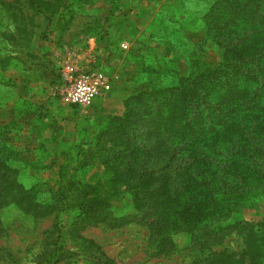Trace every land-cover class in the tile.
<instances>
[{"label":"rangeland","instance_id":"rangeland-1","mask_svg":"<svg viewBox=\"0 0 264 264\" xmlns=\"http://www.w3.org/2000/svg\"><path fill=\"white\" fill-rule=\"evenodd\" d=\"M215 1L0 0V264H205L174 232L176 171L192 165L175 125L194 74L224 62L208 39L220 25L205 21ZM228 8L264 31L254 10ZM68 65L107 77L86 109L59 93ZM203 75L211 88L222 79ZM250 192L224 223L264 216V190ZM84 195L109 209L81 221ZM244 230L230 226L213 249L242 251Z\"/></svg>","mask_w":264,"mask_h":264},{"label":"trees","instance_id":"trees-1","mask_svg":"<svg viewBox=\"0 0 264 264\" xmlns=\"http://www.w3.org/2000/svg\"><path fill=\"white\" fill-rule=\"evenodd\" d=\"M249 1L254 6L245 9L242 3ZM222 5L227 9L229 5L234 12L240 10L244 17L254 10L259 21L264 19V0H216L207 12L209 27L216 21L220 25L208 28V39L224 50V62L219 70L213 67L194 74L198 77L187 85L194 89L183 90L184 101L176 110L178 149L186 145L182 154L190 157L192 165L176 171L178 181H182V205L173 212L174 232L190 235L192 250L202 255L198 262L264 264V216L224 223L248 204L251 188L264 190V64L256 59L264 52V31L257 22L258 29L252 23L249 26L235 21L236 15L231 16L226 9L228 15ZM225 46L236 48L233 56ZM206 72L222 78L216 87L208 86L209 76L203 75ZM188 76L185 81L191 79V73ZM235 79L244 83L243 89L231 88ZM221 94L225 96L217 98ZM199 130L201 139L195 144L190 132ZM230 175H234V181ZM80 204L81 221L91 220L93 212L100 216L109 209L107 203L89 195H84ZM230 226L245 229L239 232L243 235L242 251L214 250L227 237L221 232ZM210 241L211 246H203ZM96 263L103 264L101 259Z\"/></svg>","mask_w":264,"mask_h":264},{"label":"built area","instance_id":"built-area-1","mask_svg":"<svg viewBox=\"0 0 264 264\" xmlns=\"http://www.w3.org/2000/svg\"><path fill=\"white\" fill-rule=\"evenodd\" d=\"M63 75L59 93L68 105L86 109L93 104L97 95L109 88L107 77L99 71H80L76 66L68 65Z\"/></svg>","mask_w":264,"mask_h":264}]
</instances>
